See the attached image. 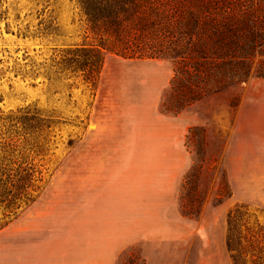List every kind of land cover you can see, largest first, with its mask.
<instances>
[{
  "label": "rangeland",
  "instance_id": "374dc122",
  "mask_svg": "<svg viewBox=\"0 0 264 264\" xmlns=\"http://www.w3.org/2000/svg\"><path fill=\"white\" fill-rule=\"evenodd\" d=\"M83 37L75 0H0V116L30 111L56 120L44 145L42 191L0 231V264H126L138 255L147 264L140 244L123 247L126 190L139 186L144 155L111 153L128 125L153 121V111H161L172 66L165 59L104 53L93 92L81 77L65 76L54 67L59 51L82 44ZM184 111V122H199L186 134L191 164L183 177L188 176L184 209L178 200V210L192 209L194 214L185 217L200 231L206 206L228 205L222 227L212 226L222 235L221 255L214 260L232 264L226 248L230 210L245 207L242 234L245 228L256 230L257 223L264 228V78H250ZM20 127L33 131L30 123ZM7 130L0 125V133L7 136ZM228 151L234 189L224 164ZM193 167L196 171L189 174ZM217 188L228 195L221 203ZM195 245L197 263H212L201 254L205 244L200 237ZM149 258L150 264L190 262L183 247L180 256L175 248Z\"/></svg>",
  "mask_w": 264,
  "mask_h": 264
},
{
  "label": "trees",
  "instance_id": "16d2710c",
  "mask_svg": "<svg viewBox=\"0 0 264 264\" xmlns=\"http://www.w3.org/2000/svg\"><path fill=\"white\" fill-rule=\"evenodd\" d=\"M75 4L84 25L83 42L59 51L54 67L65 76L81 77L90 91H95L104 53L130 60H168L172 76L160 110L172 117L250 78H264V0H75ZM20 113L0 116L1 127L8 129L7 136L0 133V231L38 199L46 172L44 145L56 123L30 111ZM23 122L33 131L25 133ZM194 171L195 167L188 173ZM187 181L185 176L179 195L183 209ZM227 196L217 188L218 203ZM244 208L236 206L228 214L227 251L232 264H264V228L257 223L256 230L239 231L245 227L239 224L247 214H242ZM181 214L194 213L189 209ZM126 264L145 261L140 255L130 256Z\"/></svg>",
  "mask_w": 264,
  "mask_h": 264
},
{
  "label": "crops",
  "instance_id": "0c3cea01",
  "mask_svg": "<svg viewBox=\"0 0 264 264\" xmlns=\"http://www.w3.org/2000/svg\"><path fill=\"white\" fill-rule=\"evenodd\" d=\"M184 114L186 111L172 117L155 109L153 121L132 123L126 127L124 136L113 141L119 146L112 151V155H144L140 168L143 178L139 186L135 190H126L125 206L129 210L124 217L127 243L123 247L140 244L147 264H150L151 253L166 256L176 248L180 256L182 247L183 251L188 248L189 264H198L195 244L199 237L205 244L201 254L206 262L217 264L214 257L220 258L221 255L218 241H221L222 235L213 232L212 226L222 227L228 205L206 206L200 231L194 228L191 219L182 216L178 210L181 182L191 164V154L185 146L186 134L199 122L197 118L184 122ZM225 155L224 164L234 189L228 162L229 151ZM207 227H211L210 232ZM134 231H139L135 239Z\"/></svg>",
  "mask_w": 264,
  "mask_h": 264
}]
</instances>
